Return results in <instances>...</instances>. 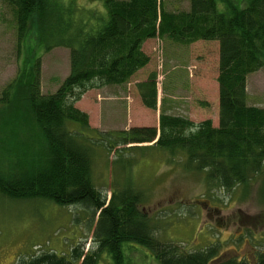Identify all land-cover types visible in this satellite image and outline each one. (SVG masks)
I'll list each match as a JSON object with an SVG mask.
<instances>
[{"label": "trees", "instance_id": "1", "mask_svg": "<svg viewBox=\"0 0 264 264\" xmlns=\"http://www.w3.org/2000/svg\"><path fill=\"white\" fill-rule=\"evenodd\" d=\"M0 1L11 12L19 55L32 22L39 36L38 51L25 56L28 69L18 68L0 104L7 107L20 92L41 139L35 158L0 167V193L78 205L87 212V224H94L88 248L85 239L61 252L43 248L20 254L12 264H98L103 254L111 264H127L123 247L128 242L146 248L158 264H264V250L253 260L219 258L216 243L181 251L158 239L157 226L138 209V189L124 184L108 197L93 180L99 147L124 164L131 159L124 157L126 150H160L170 162L177 159L203 172L209 186L228 192L264 177V107L248 104L246 91L247 76L264 68V0H188V8L178 11L167 10L161 0ZM155 37L218 42V125L161 109L158 127L92 128L76 103L90 88L128 81L148 62L144 41ZM56 47L68 50L69 72L54 92L43 93L41 53ZM139 89L142 104L156 109L155 77ZM143 143L150 145H138ZM260 194L264 197L263 178Z\"/></svg>", "mask_w": 264, "mask_h": 264}, {"label": "rangeland", "instance_id": "2", "mask_svg": "<svg viewBox=\"0 0 264 264\" xmlns=\"http://www.w3.org/2000/svg\"><path fill=\"white\" fill-rule=\"evenodd\" d=\"M161 1L167 10L188 8V0ZM37 30L32 22L19 55L11 12L0 1V95L19 67L28 69L25 56L38 51ZM142 50L148 62L128 81L90 88L76 103L88 114L90 126L105 131L158 127L161 109L196 123L210 119L217 126L218 42L197 39L182 43L155 37L145 40ZM68 68L66 48L42 52L41 91L54 92ZM150 76L155 77L156 109L145 107L139 93V84ZM17 86L22 85L19 82ZM246 91L248 104L264 107V68L247 76ZM1 105L0 167H11L20 157L35 158L41 139L34 133L20 92L10 105ZM123 155L131 159L126 164L120 160L115 163L114 154L97 148L93 180L108 197L124 184L138 189L142 195L138 209L157 226L159 240L176 244L181 251L216 243L219 258L253 260L264 250V197L260 194L264 177L257 176L228 192L209 186L203 172L187 169L177 159L170 162L160 150L148 147L126 150ZM80 208L41 199H13L0 193V264H12L18 255L43 248L65 251L85 239L88 248L94 224H87V212ZM123 248L127 264H158L141 245L128 242ZM98 264L111 263L103 254Z\"/></svg>", "mask_w": 264, "mask_h": 264}]
</instances>
